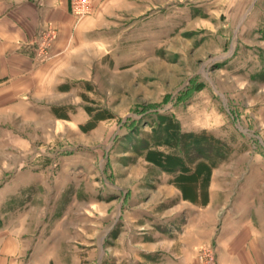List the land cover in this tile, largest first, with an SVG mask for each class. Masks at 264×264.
<instances>
[{
	"label": "rangeland",
	"instance_id": "374dc122",
	"mask_svg": "<svg viewBox=\"0 0 264 264\" xmlns=\"http://www.w3.org/2000/svg\"><path fill=\"white\" fill-rule=\"evenodd\" d=\"M119 1L0 105V236L22 264H218L182 232L264 203V0Z\"/></svg>",
	"mask_w": 264,
	"mask_h": 264
},
{
	"label": "crops",
	"instance_id": "0c3cea01",
	"mask_svg": "<svg viewBox=\"0 0 264 264\" xmlns=\"http://www.w3.org/2000/svg\"><path fill=\"white\" fill-rule=\"evenodd\" d=\"M70 2L0 0V105L25 97L40 79L47 78L57 58L65 53L72 40L84 34L92 24V16L96 15L101 6L120 1L91 0L92 15L76 22L70 13ZM46 23H51L57 34L47 50L48 59L41 62L36 58L33 43ZM221 188L210 189L211 200L220 190H224ZM255 197L253 195L246 209L254 211V215L247 220L229 219L216 225L206 221L209 219L205 220L203 213H195V220L185 226L182 235H195L204 239L202 241L214 239L218 264H264V203H254ZM208 208L207 212L214 211L211 209L213 205H208ZM19 244L12 233L0 236V264H22ZM178 258L184 261L180 264H197L188 263L187 258L181 255Z\"/></svg>",
	"mask_w": 264,
	"mask_h": 264
},
{
	"label": "built area",
	"instance_id": "2783aa9c",
	"mask_svg": "<svg viewBox=\"0 0 264 264\" xmlns=\"http://www.w3.org/2000/svg\"><path fill=\"white\" fill-rule=\"evenodd\" d=\"M88 0H74V8L77 10V13H83L86 9ZM75 10V11H76ZM55 32L52 28L42 29L39 32L38 39L35 42V53L36 55H43L46 48L49 47L50 42L54 39ZM199 259L202 264H216L214 258L210 252H204L199 255Z\"/></svg>",
	"mask_w": 264,
	"mask_h": 264
}]
</instances>
